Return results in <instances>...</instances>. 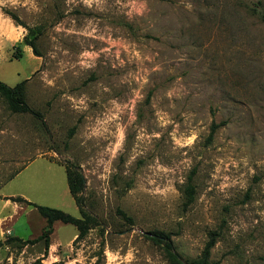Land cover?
<instances>
[{"label": "rangeland", "instance_id": "1", "mask_svg": "<svg viewBox=\"0 0 264 264\" xmlns=\"http://www.w3.org/2000/svg\"><path fill=\"white\" fill-rule=\"evenodd\" d=\"M263 15L264 0H0V81H26L42 116L0 96V241L46 227L7 196L81 218L67 164L101 223L75 241L55 222L52 250L13 242L0 264H175L154 230L183 260L218 232L213 262L264 264Z\"/></svg>", "mask_w": 264, "mask_h": 264}, {"label": "trees", "instance_id": "2", "mask_svg": "<svg viewBox=\"0 0 264 264\" xmlns=\"http://www.w3.org/2000/svg\"><path fill=\"white\" fill-rule=\"evenodd\" d=\"M8 14L17 23H20L18 17L15 14L9 12ZM24 41H25V45L29 46L36 56H40L33 40H30L27 37H25ZM25 85H26V81L19 83L14 87H10L4 82L0 81V96H2L6 100L10 111L14 113H31L36 117L42 118L41 114L33 110L26 102L24 97ZM219 126L220 125L214 122L212 123L210 128V133L207 138L209 142L213 140L214 135L218 130ZM65 171H66L67 184L70 195L74 199L79 209L81 218H76L70 215L69 213H66L63 210L57 208H51L48 206L35 204L20 196L11 197L10 199L13 202H16L20 205L34 207L39 212V214L43 218H45L46 227L43 229L41 235L35 239L22 240L18 237H8L6 240L0 241V248L6 244H11L13 242H18L21 246H26L30 244L34 245L39 242H44L45 249L46 251H48L50 247V239L54 232L53 226L54 223L58 221L64 224H71L76 227L78 233L75 241L83 240L88 235L90 230L101 226L99 219L92 213L85 210L84 208L85 199L83 192L85 189V180L83 175L76 167L69 164L65 165ZM194 194H195L194 187L191 184H189L185 190V196L187 199L184 204L185 207L193 203ZM118 214L121 215L124 221L128 222L131 225L134 224L133 218L129 217L121 209H118ZM219 236L220 235L218 232L209 233V239L204 246L202 254L197 258L186 259V260H183L175 250L173 240L169 233L161 230H154L150 233L148 239L152 240L155 244L159 245L160 248H162V250L164 251V253L175 264H219L218 262H213L211 260L212 249L214 248Z\"/></svg>", "mask_w": 264, "mask_h": 264}, {"label": "crops", "instance_id": "3", "mask_svg": "<svg viewBox=\"0 0 264 264\" xmlns=\"http://www.w3.org/2000/svg\"><path fill=\"white\" fill-rule=\"evenodd\" d=\"M39 158V157H38ZM38 158H36V159H38ZM65 169V168H64ZM65 173H66V171H65ZM69 190V189H68ZM70 193V192H69ZM11 197H18V196H7L6 198H5V201H4V205H3V207H8V206H10L11 204L13 205V208L14 209H21L22 207L18 204V203H16V202H13L10 198ZM20 197H22V196H20ZM24 198V197H23ZM26 199V198H25ZM20 206V207H19ZM9 219H12V217L10 216L9 217ZM6 220V217H4V218H2L1 219V223L2 222H4ZM10 233H11V230H10ZM54 233V232H53ZM12 237H15V236H12ZM77 237V231L75 232V234H74V236L72 237V239H75ZM56 245V243L54 244L53 243V241H52V236H51V239H50V247H49V249L50 250H52V248H53V246H55ZM49 251V250H48Z\"/></svg>", "mask_w": 264, "mask_h": 264}]
</instances>
